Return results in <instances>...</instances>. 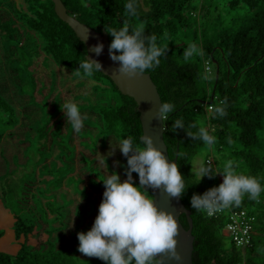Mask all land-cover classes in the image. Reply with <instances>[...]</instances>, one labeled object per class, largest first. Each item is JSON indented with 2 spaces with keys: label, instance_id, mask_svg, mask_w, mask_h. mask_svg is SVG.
<instances>
[{
  "label": "trees",
  "instance_id": "obj_1",
  "mask_svg": "<svg viewBox=\"0 0 264 264\" xmlns=\"http://www.w3.org/2000/svg\"><path fill=\"white\" fill-rule=\"evenodd\" d=\"M61 1L68 14L98 32L119 30L125 23L130 31L143 25L145 36L155 35L157 44L167 48L159 67L147 73L161 101L175 105L164 122L163 139L170 158L176 150L177 155L182 154L176 163L188 185L180 200L192 218V263L264 264V191L258 201L245 195L238 206L254 218L251 244L238 247L224 233L225 213L208 216L190 203L193 193L203 194L215 180L218 186L222 177L217 173L196 182L192 160L208 146L200 140H191L183 129L171 130L178 119L186 128L192 123L205 127L216 138L209 149L218 158L206 154L202 161L214 170H222L224 163L231 160L238 174L255 177L264 188V134L260 135L264 129V0H137L138 14L134 17L126 15L124 5L128 0ZM15 16L0 22L6 41H17L24 47L25 32L39 43L42 40L41 56L93 82L90 90L93 97L85 95L94 104L89 110L101 120L99 135L118 140L130 137L134 144L142 146V127L134 99L122 94L102 72L88 76L79 69V62L86 58V47L56 15L53 2L31 0L25 17H16L22 24L13 20ZM107 34L110 44L112 37ZM190 44L196 45L202 54L185 60L184 52ZM103 90L106 93L99 95ZM98 97L103 100H96ZM210 99L212 102L208 103ZM224 100L227 115L219 117L208 110L209 105L212 109ZM17 122L15 109L0 94V142ZM147 194L152 198L151 189ZM46 212L57 221L61 215H53L50 209ZM13 217L18 250L15 253L0 250V264H105L102 260L84 259L70 248L58 247L49 239L50 235L47 240L30 243L31 235L37 233L35 225L26 223L30 220L18 212L14 211ZM179 220L188 227L184 214H180ZM2 235L0 224V239Z\"/></svg>",
  "mask_w": 264,
  "mask_h": 264
},
{
  "label": "rangeland",
  "instance_id": "obj_2",
  "mask_svg": "<svg viewBox=\"0 0 264 264\" xmlns=\"http://www.w3.org/2000/svg\"><path fill=\"white\" fill-rule=\"evenodd\" d=\"M30 1L0 0V22L16 15L13 20L21 23L16 17L19 15L25 17ZM6 39L5 32L0 30V94L15 109L19 124L26 126L16 123L5 132L0 142L2 207L18 212L21 217L30 220L26 223L35 225L37 233L31 235L30 243L47 240L50 235L52 238L49 239H52L58 247L70 248L84 259L99 262L100 259L84 256L78 251L77 232H86L91 228L98 213L96 204L99 205L102 200V195L97 201L92 193H99L104 185L103 182L102 185L97 183L98 181L87 183L83 175L77 174L78 164L82 169L80 173H91V177L95 175L98 178L95 179L99 181L105 177L95 167V160L91 162L88 157L78 152L75 145L76 132L67 123L60 108L64 103L61 87H64L65 81L72 79L70 86L74 82L77 89L93 97L90 93L91 82L85 80L84 84L82 80L78 81L81 75L78 76L60 65L58 68L64 69H60L58 76L57 71L50 67L48 58L41 56L39 50L42 40L39 43L34 36L30 38L25 32L22 37L24 47H21L17 41L12 43ZM65 68L69 76L66 75ZM63 77L66 79L63 80ZM103 83L108 86L106 81ZM105 93V90L98 92L99 95ZM75 97L77 100L74 102L81 115L86 117L83 126L86 131L83 133L81 130L77 133V137L87 140L80 142L79 149L81 151L87 149L97 154L96 149L100 145L105 149L107 140L111 136L99 135L101 120L94 111L89 110L94 107L93 101L85 94ZM100 99L103 100L100 97L96 98L98 101ZM81 101L84 104H80ZM26 108H37L38 113L30 114V111H25ZM263 134L264 129L260 132V135ZM102 138L104 140L101 144ZM100 154L107 158L103 156L105 151H101ZM206 154L212 155L214 159L218 158L217 153L214 150L210 152L209 147L202 149L192 160L194 172ZM104 162L109 168L112 167L111 160L106 159ZM217 183L215 180L210 187L216 186ZM48 203L51 205L49 206ZM47 209L52 210L55 216L61 213L59 220L51 218L46 212ZM8 221L10 222L8 214L0 210V224L3 231L0 250L15 253L18 244L14 240L10 241L13 238V225H9Z\"/></svg>",
  "mask_w": 264,
  "mask_h": 264
},
{
  "label": "clouds",
  "instance_id": "obj_3",
  "mask_svg": "<svg viewBox=\"0 0 264 264\" xmlns=\"http://www.w3.org/2000/svg\"><path fill=\"white\" fill-rule=\"evenodd\" d=\"M124 7L126 15L134 17L138 14L137 0H128ZM105 31L112 37L108 53L117 64L115 71L125 77L155 70L167 51L166 47L157 44L155 35L145 36L143 25L130 31L125 23L119 30ZM91 51L99 56L103 44L96 43ZM194 54L202 52L196 45L190 44L184 52V59L188 60ZM79 69L91 76L94 72H102V64L99 60L84 58L79 62ZM226 107L224 100L209 111L223 117L227 115ZM60 108L74 132L80 133L86 117L81 115L77 104L65 101ZM174 109L175 105L170 102L159 103L152 112V119L160 120L163 125ZM178 129H183L191 140H200L208 147L216 143V138L196 123L186 128L178 119L172 123L171 130L176 132ZM141 144H134L129 137L121 139L116 147L111 148V155L118 148L126 158V178L121 180L114 172L102 179L104 191L94 222L88 231L77 232L78 251L84 256L98 258L105 264H163L165 258L181 261L176 248L177 221L172 212L158 208L147 193L149 189L153 192L162 190L169 198L179 199L188 185L178 164L166 159L150 135L145 134ZM180 155L177 157L180 158ZM134 172L138 175V184L133 179ZM217 173L223 178L218 186L210 187L203 194L193 193L190 198L192 208L203 210L208 216L224 208L239 206L245 195L258 201L264 191L255 177L238 174L231 160L224 163L222 170H214L209 163L202 161L193 174L199 182L203 177L212 178Z\"/></svg>",
  "mask_w": 264,
  "mask_h": 264
},
{
  "label": "water",
  "instance_id": "obj_4",
  "mask_svg": "<svg viewBox=\"0 0 264 264\" xmlns=\"http://www.w3.org/2000/svg\"><path fill=\"white\" fill-rule=\"evenodd\" d=\"M51 1L53 2L56 15L62 21L66 22L72 28L79 40L84 43L86 47V59L91 58L99 60L102 64V73L112 80L122 94L134 99L142 127L141 138L145 134L150 135L153 138L154 144L161 148L166 159L176 162L177 150L174 157L170 158L163 139L164 124L162 125L161 121L158 119H152V112L156 109L159 103H162V101L150 74L146 72L145 74L129 78L117 73L115 71L117 64L110 59L108 53L109 43L107 32L104 29L98 32L79 21L74 16L68 14L66 7L61 0ZM98 42L103 44V51L99 56H96L91 51V48ZM211 102L212 100L210 99L208 103ZM151 194L152 199H154L158 208L172 212L178 224L176 248L182 259L180 262H177L165 258L163 264H193L192 250L194 236L192 235V218L190 217V211L184 206L180 198H169L162 190H156L154 192L151 190ZM180 214L186 216L188 222L187 228L181 224L179 220Z\"/></svg>",
  "mask_w": 264,
  "mask_h": 264
},
{
  "label": "crops",
  "instance_id": "obj_5",
  "mask_svg": "<svg viewBox=\"0 0 264 264\" xmlns=\"http://www.w3.org/2000/svg\"><path fill=\"white\" fill-rule=\"evenodd\" d=\"M48 60L50 62V67L53 68L54 70H56L57 71V75L59 76V74L61 72L60 69H64V68H58L59 66L55 65L50 59H48ZM54 70H51V71H54ZM65 70H66V75L69 76L68 70L66 68H65ZM65 79H66V77H63V80H65ZM59 80H60V77H59ZM59 80H58V82L61 83V81H59ZM81 80L84 82V84L86 82L85 80L90 81L91 82V85L93 84V82L91 80H89V79H85V78L80 77L78 81H81ZM70 82H72V79L69 78L68 81H65L64 82V87H61V90L63 92L62 99L64 100V102L65 101L74 102L75 100H77V98L75 96H77V95L78 96H81L83 94H86V93H83L82 91H80L79 89H77V86H76V84L74 82L72 83V86H70V84H69ZM91 85H90V87H91ZM24 99L26 100V97L25 96H24ZM25 111H27V112L30 111L29 112L30 114H33V113L36 114V113H38V109L37 108H31V109H27L26 108ZM19 123H20V121L18 120L17 124H19ZM25 123L27 124V122H25ZM19 125L26 126L25 124H22V123L19 124ZM16 126H18V125H16ZM14 128H13V130H14ZM81 130L83 132L86 131L85 128H83ZM75 135H76V138H77V139H75V145L77 146L78 152H80L81 155H83L85 157H88L91 162H93L95 160V167L99 169V171L97 169H96V171H98L100 174H102V176H104L105 178L107 176L111 175V174H114V172H116L120 176L121 180H123V179L126 178L125 177V174H124V169L126 167V158L121 154V152H120V150L118 148L115 150V153L113 155H111V148L116 147L117 144H118V142L120 140H118V139H116L114 137L108 138L107 143L105 145L106 148L105 149H102V146L101 145H100V147L98 146L99 148H97V149L95 147L93 151H95V149H96V151H98V153L97 154H94V152H92L90 150H87V149L82 150L83 151L82 152L81 149H79L80 142L81 141L82 142H85V140H87V139L86 138L77 137V133H75ZM103 140H104V138L101 139V144L103 143ZM101 151H105V155H103V156H107V158L101 156V154H100ZM106 159L107 160H111V162H112V167L111 168H109L108 165H106V163L104 162V160H106ZM80 171H82V169L79 167V164H78L77 174L80 175V176L83 175V177L85 178V181L87 183L88 182H93V181H98L97 183H100L102 185V181L101 180L100 181L97 180L98 178L94 174H92L94 176L91 177V173H80ZM95 177L97 179H95ZM133 179H134V181L137 184L139 183L138 175L135 172L133 173ZM222 179L223 178H220L219 181H222ZM103 191H104V188H102L101 190H99V193H96V192L92 193L93 196H94V198L97 201L100 200V196L103 194ZM2 206L3 205L0 202V210L6 212L8 214V217H10V222L8 221V224L12 226L13 225V222H14L13 213L9 209L4 208ZM96 206L98 207L97 204H96ZM97 210H98V208H97ZM96 214H94V216ZM12 233H13V236H12L13 238L10 241H12V240L15 241L14 232H12ZM224 233L227 235V233L225 231H224Z\"/></svg>",
  "mask_w": 264,
  "mask_h": 264
},
{
  "label": "built area",
  "instance_id": "obj_6",
  "mask_svg": "<svg viewBox=\"0 0 264 264\" xmlns=\"http://www.w3.org/2000/svg\"><path fill=\"white\" fill-rule=\"evenodd\" d=\"M209 109H211L210 105L208 106V110ZM207 161H209V159ZM221 182L222 181H219V184ZM222 213H225L227 216L224 231L231 237L235 245L242 248L249 246L251 244L253 232V216H250L245 209L238 208V206L224 208L212 216L217 217Z\"/></svg>",
  "mask_w": 264,
  "mask_h": 264
}]
</instances>
